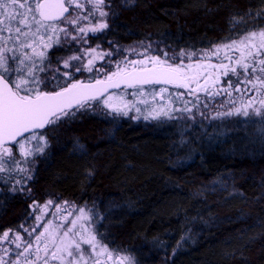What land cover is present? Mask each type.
<instances>
[{"label": "trees", "instance_id": "16d2710c", "mask_svg": "<svg viewBox=\"0 0 264 264\" xmlns=\"http://www.w3.org/2000/svg\"><path fill=\"white\" fill-rule=\"evenodd\" d=\"M262 6L264 0H136L124 8L112 0L118 14L94 42H143L170 56L207 50L264 25ZM232 16L244 19L232 27ZM77 116L44 130L51 146L27 183L32 195L4 200L0 231L26 223L33 201H68L103 217L96 228L104 242L137 264H264V131L246 121L222 131L220 123L216 130L101 111ZM77 140L86 154L74 151Z\"/></svg>", "mask_w": 264, "mask_h": 264}, {"label": "snow or ice", "instance_id": "6c2138e0", "mask_svg": "<svg viewBox=\"0 0 264 264\" xmlns=\"http://www.w3.org/2000/svg\"><path fill=\"white\" fill-rule=\"evenodd\" d=\"M135 3L136 0H120L124 8ZM110 14H118L112 8V0H0V185L8 186L6 190L0 187V208L6 207L5 199L17 193L25 198L32 195L27 182L33 179L39 158L46 157L51 146L48 132L55 131L61 121L77 119V113L88 112L93 104L117 117H127L134 111L133 119L137 120H194L192 108L188 107L192 101H181L184 92L169 93L170 85L184 89L197 102L200 93L209 100L226 96L227 101H221V106L232 107L217 111L212 119L252 115L264 119V25L210 44L207 50H181L171 56L168 51L157 52L151 44L142 42L139 48L125 49L124 52L134 53V58L118 60L114 69L95 67L97 60L113 55V51H102L99 44L82 49L86 61L74 53L49 56L53 48L59 53L71 42L88 43L89 34L105 33L110 27ZM257 17L264 18V6ZM243 19L232 16L229 24L235 27ZM114 51L123 56L119 47ZM213 57L217 63L211 62ZM107 63L111 65L112 61ZM94 70L106 73L104 78L94 75L85 82L75 77V73ZM121 85L134 89L129 93L132 96H143L146 85H161L158 90L149 88L152 99L163 98L165 93L168 96L162 103L148 105L146 100L125 101L123 93L118 98L109 94V89ZM233 92L240 96L233 97ZM177 101L183 106L175 107ZM137 103L146 107L142 110ZM193 107L199 109V103ZM74 151L86 154L78 140ZM92 175L89 171L87 178ZM5 191L12 195L5 196ZM54 204L51 199L43 205L32 202V213H40L34 215L38 223L31 229L24 223L18 225L27 238L14 228L0 231V264H136L133 256L114 254L104 242L103 234L96 228L103 217L80 208L72 220L65 215L59 217V223L54 222L55 216L44 220ZM61 211L62 205L56 204L55 212ZM41 225L43 230L37 232ZM5 244L14 245V249L10 251L3 247Z\"/></svg>", "mask_w": 264, "mask_h": 264}, {"label": "rangeland", "instance_id": "374dc122", "mask_svg": "<svg viewBox=\"0 0 264 264\" xmlns=\"http://www.w3.org/2000/svg\"><path fill=\"white\" fill-rule=\"evenodd\" d=\"M108 30H106L107 32ZM105 32V33H106ZM105 33H100V34H97L96 36H93L91 34L88 35L87 37V40H88V43L86 44H83L81 45L80 43L78 42H71L69 44L66 45V48L59 52L58 54H60L61 56H64V55H69V54H79V55H82L83 59L86 61L87 57L84 55V53L82 52V49L83 48H88V49H91L92 47H95L97 44H95L94 40L101 34H105ZM137 48L140 47V45H133ZM119 47L117 45H112L110 47H103V46H100V49L102 51H113V55L111 57H104L103 60H97L96 61V65L95 67L96 68H101L102 66H105L107 68H110V69H114L115 68V63L122 59V58H127V59H132L134 58V53L133 54H129L127 52H124L125 49H128L129 47H119L121 49V51L123 52V56H121L120 54H117L114 50ZM71 48L72 49V52H69L68 49ZM142 50V49H141ZM54 52H57L56 48H53L50 52H49V56H51ZM66 53V54H65ZM111 60L112 61V64L111 65H108V61ZM193 63L196 62V58L194 57L193 60H192ZM212 63H217L218 61L215 59V57H213ZM75 63V62H73ZM185 63H188V61L186 60ZM56 66H59V65H56ZM106 73L104 72H101V73H96L95 70L93 73H88V72H83V73H75V77L80 79V80H84L85 82H88L90 80L91 77H93L94 75L97 76L98 78L100 79H103L104 78V75ZM222 79H225L222 77ZM243 87V86H242ZM147 89H145L144 91V95L143 96H132L130 95L129 93H132L133 91H135L134 89H125V90H122V91H119V92H115L113 93L115 95V97H120L121 94L123 93L124 94V100L125 101H139V100H146L148 101V105H155V104H158V103H162L166 100L167 96H168V93H165L164 94V97H160V96H157L155 100L152 99V96L149 94V89L148 88H151V87H145ZM169 89V93H176V92H184L185 95L181 98V101H192V103H189L188 104V107L189 108H192V115H194L195 119H174V120H162V121H144L142 118L137 120V119H133V116H135V112L132 111L129 113V116L127 117H124V116H115V114H111L109 113V111L107 109H103V108H97L95 107V104H93V107L91 110H89L90 112H103V113H106L107 115L115 118V119H131L137 123H169V124H177V123H180V124H183V123H187V124H194L195 125H198V126H201L202 124H205V125H212V124H216V130H217V124L220 123L221 125H218V127L222 126L221 127V130L223 131V127L227 128L228 127H232V125L234 126V124H237L239 126V124H243L244 121L248 122V123H245L243 126H248V127H251V128H255V129H258V130H261L262 132L264 131V119H261L260 117H256L254 115L250 116L249 118H244V117H240V116H234V117H227V118H224V119H212L213 116H215L216 112L217 111H226L227 108H231L232 105L231 104H228L227 105V108L221 106V101H227V97L224 96L223 94H221L220 96L216 97L214 100H209L204 93H200L199 96H200V100L199 102L195 101L194 99V96L192 95H188L187 92L184 90V89H175V88H171V87H168ZM240 96V93H236V92H233V97H239ZM245 96H247V93L245 94ZM103 99V98H102ZM173 99H175V97H173ZM181 101H177L175 103V107L177 108H180L183 106V103ZM194 103H199V109H197L196 107H193V104ZM205 103L208 104V107H205ZM239 103V101H238ZM137 107H140L142 110L146 107V105L144 104H140V103H137L136 104ZM203 112L204 115H200V113ZM177 116L180 115V113H176ZM214 129V130H215ZM15 150V149H14ZM28 183V182H27ZM64 202H67V204H65ZM64 202H61V203H55L51 208L50 210L47 212L46 215L43 216V219L44 220H48V219H53V217L55 216V220L54 222L56 223H59L60 220H59V217L61 215H65L68 217L69 220H72L74 219L77 215H78V209L80 208H84L86 211H90L91 213L93 214H96V215H99L97 212H95L93 209H87L85 207H79L71 202H68V201H64ZM56 204H59V205H62V211L60 213H56L55 212V206ZM40 205H43V204H40ZM70 213V215H69ZM40 213H35L33 214L32 211H31V216L29 218V220L24 223L25 227H28L29 229H31V227L38 223L37 221H35L34 219V215H39ZM98 224V223H97ZM68 225H65V227H67ZM19 229V228H17ZM16 229V230H17ZM19 230H22L23 229H19ZM38 231H42L43 230V225H41V227H38L37 228ZM23 234V233H21ZM11 235V234H10ZM114 254H119V255H127V254H122V253H119L117 251L114 250ZM137 264V263H136Z\"/></svg>", "mask_w": 264, "mask_h": 264}, {"label": "water", "instance_id": "95a60500", "mask_svg": "<svg viewBox=\"0 0 264 264\" xmlns=\"http://www.w3.org/2000/svg\"><path fill=\"white\" fill-rule=\"evenodd\" d=\"M145 87H161V85H156V86H145ZM167 87H171V88H173L172 86H167ZM122 90H125V88H124V86L123 85H121V87L120 88H114V89H109V94H113V93H115V92H119V91H122ZM46 130V129H45Z\"/></svg>", "mask_w": 264, "mask_h": 264}, {"label": "flooded vegetation", "instance_id": "af4514ba", "mask_svg": "<svg viewBox=\"0 0 264 264\" xmlns=\"http://www.w3.org/2000/svg\"><path fill=\"white\" fill-rule=\"evenodd\" d=\"M19 230V229H17ZM21 233H23L22 235H24L26 238H27V233H24L22 230H19ZM37 232H39L37 229H36ZM3 247H9V250L12 251L14 249V245L13 246H8L7 244L3 245ZM7 259V257H6Z\"/></svg>", "mask_w": 264, "mask_h": 264}]
</instances>
